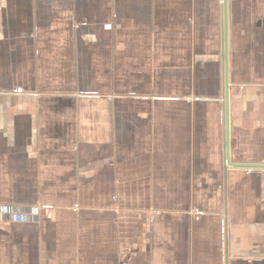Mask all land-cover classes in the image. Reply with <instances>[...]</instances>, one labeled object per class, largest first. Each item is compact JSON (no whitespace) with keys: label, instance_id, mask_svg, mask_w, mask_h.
I'll return each mask as SVG.
<instances>
[{"label":"crops","instance_id":"0c3cea01","mask_svg":"<svg viewBox=\"0 0 264 264\" xmlns=\"http://www.w3.org/2000/svg\"><path fill=\"white\" fill-rule=\"evenodd\" d=\"M0 264H264V0H0Z\"/></svg>","mask_w":264,"mask_h":264},{"label":"built area","instance_id":"2783aa9c","mask_svg":"<svg viewBox=\"0 0 264 264\" xmlns=\"http://www.w3.org/2000/svg\"><path fill=\"white\" fill-rule=\"evenodd\" d=\"M21 89L20 88H16L13 90V93H20ZM197 213H201L200 211H196Z\"/></svg>","mask_w":264,"mask_h":264}]
</instances>
